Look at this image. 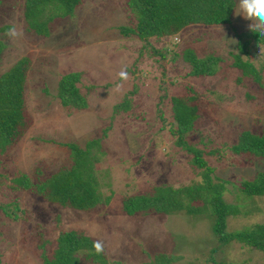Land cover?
I'll use <instances>...</instances> for the list:
<instances>
[{
	"label": "rangeland",
	"instance_id": "rangeland-1",
	"mask_svg": "<svg viewBox=\"0 0 264 264\" xmlns=\"http://www.w3.org/2000/svg\"><path fill=\"white\" fill-rule=\"evenodd\" d=\"M23 1L1 0L0 3V24L12 25L17 31L15 39L2 37L7 49L0 58V77L21 58L31 57L25 98L27 112L35 119L31 118L35 125L25 130L10 153L2 155L0 152V264H41L38 240L34 239L31 247L27 244L26 249L22 247L24 233L34 237L40 231L49 234L45 239L56 240L60 232L75 231L99 241L107 264H240L249 261L252 253L241 254L238 245L213 254L217 242L205 218L188 217L183 213L132 218L123 214L122 201L125 197L148 193L158 179L177 189L196 181L185 156L170 141L167 131L157 130L159 126L169 128L167 101L170 97H180L185 90L192 89L204 95V100L216 109L219 124L211 125L220 130L219 134L208 132L210 128L203 131L208 125L203 121L189 137L195 145L202 134L208 135L209 140L214 139L212 145H232L237 128L264 131V96L250 92L253 99L246 100L244 82L236 85L239 73L231 68L235 56L249 61L255 68L263 61L261 49L256 51L249 47L246 57L237 48L236 36L248 31L252 21L237 15V5L231 26H191L182 36L153 38L145 44L134 36L119 35L118 28L132 27L136 21L135 13L126 7V0H80L73 15L57 22L54 35L44 38L27 34L25 23L21 22ZM7 15H12V19L3 21ZM150 46L157 51L165 50V59L155 62ZM177 48L193 49L201 58L211 54L221 61L213 75L194 77L188 66L175 60ZM178 54L179 61H185L183 51ZM75 71L83 74L80 85L86 94L87 108L67 113L57 99V82L65 73ZM253 86L257 87L254 83ZM123 102L130 105L119 108ZM158 103L159 109L165 112L167 122L163 124L156 115ZM207 113L209 110L202 117L208 121ZM27 119L30 125V117ZM71 141L81 147L87 142L99 141V146L93 150L99 163L96 169L103 182L110 185L113 195L109 205L98 209L96 215L50 207L30 191L11 190L17 173L23 172L32 178L37 168L56 172L66 158L64 149L58 145ZM244 160L230 154L224 159H208L224 184L252 180L264 171V162ZM225 189V203L235 205L232 187L225 185ZM15 203L26 211L29 221L24 222L19 212L20 221L8 224L3 208L9 206L11 210ZM258 221L264 223V213ZM253 222L245 218L230 221L227 231ZM37 226L41 229H36ZM54 249L55 246L48 248V252ZM157 253L175 254V260L154 263ZM210 254L212 263L207 260Z\"/></svg>",
	"mask_w": 264,
	"mask_h": 264
},
{
	"label": "trees",
	"instance_id": "trees-1",
	"mask_svg": "<svg viewBox=\"0 0 264 264\" xmlns=\"http://www.w3.org/2000/svg\"><path fill=\"white\" fill-rule=\"evenodd\" d=\"M236 3L237 0H126V7L135 13L136 21L132 27L118 28L119 35L124 38L134 36L142 43L148 44L153 38L159 40L176 35L182 36L191 26H231L233 14L237 8ZM79 4L80 0H24L21 5L23 12L21 22L25 23L28 35L33 33L39 37L50 38L54 35L55 24L72 16ZM11 16L7 15L2 20L12 19ZM1 24L0 58L7 49L2 37L6 38L8 36L6 33L13 28L12 25ZM236 37L239 42L237 48L240 54L246 57L249 56V47H254L258 51L260 45L264 46V36L250 29ZM244 38L247 40L243 41ZM180 50L185 54V61L181 59L179 61L178 51ZM150 52L155 62L162 61L166 57V51L163 49L157 51L151 47ZM174 55H177L176 61L188 66L190 75L194 77L213 75L215 67L221 61V58L211 54L201 58L189 48L178 49ZM31 67V57L25 56L0 77V152L2 155L10 153L25 132L35 125L33 124L35 119L27 112V98H25L27 77ZM231 68L239 73L236 85L240 86L244 82V88L247 90L246 100L253 99L250 92L262 93L264 96V56L259 68L235 56ZM82 78L83 74L75 71L65 73L57 82V99L61 109L67 113L87 108L86 94L83 93L80 85ZM253 83L257 86L256 88ZM185 92L180 97L168 98L169 128L159 126L157 130L167 131L170 141L185 156L196 181H190L187 186L177 189L158 179L148 193L125 197L122 201V212L125 216L132 218L139 215L147 217L175 213H183L188 217L200 216L208 220L210 230L215 236L217 245L212 249L213 254L230 245H238L241 254L244 251L252 253L249 261L240 264L264 262V223L258 221L264 213V171L257 173L252 180L243 179L238 183L224 184L208 161L212 157L224 159L226 154H230L244 157L247 163L264 162V131L258 132L255 128H237L232 136V145H225V143L212 145L214 139L209 140L206 137L208 135L202 134L200 141L195 145L189 141V137L201 125L200 123L205 121L204 125L208 124L203 131L210 128L208 132L216 131L219 134L220 130L211 125L219 124V120L216 117V109L204 100V95L192 89H187ZM129 105L130 103L123 102L118 107L126 108ZM157 108V118L162 119L160 124L167 122L165 112L159 109L160 103L157 104ZM208 110L207 117L210 120L207 121L202 116L206 115L204 113ZM28 117L34 120L29 121L30 125L27 123ZM58 146L64 149L66 158L60 162L61 166L56 172L50 173L37 168L32 178L26 173H17L11 190L30 191L50 207L96 215L98 209L109 205L113 195L110 185L103 182L99 170L96 169L99 163L93 150L99 146V141L87 142L84 147L72 141ZM225 185L232 187L235 205L225 203L223 199L226 194ZM103 189L107 192H103ZM8 207L3 208L8 224L20 221V217L17 216L19 212L24 222L29 221L26 211L20 209L16 203L11 210ZM244 218L254 222L239 229L232 227L231 231H227L228 222ZM36 229H41V226H37ZM57 229L54 231L56 232ZM48 235L42 231L34 237L24 233L23 250L26 249V244L30 247L34 245V239H36L38 240L37 249L41 252L39 254L41 264H107L104 259L105 251L99 254L96 252L94 244L97 241L94 239L75 231L60 232L56 240L45 239L44 236L48 237ZM4 237L8 241L11 240L6 235ZM53 246L55 249L48 252V248ZM174 256L175 254L157 253L154 263L155 261L172 262L175 260ZM210 256L207 260L212 263L213 255L210 254Z\"/></svg>",
	"mask_w": 264,
	"mask_h": 264
},
{
	"label": "clouds",
	"instance_id": "clouds-1",
	"mask_svg": "<svg viewBox=\"0 0 264 264\" xmlns=\"http://www.w3.org/2000/svg\"><path fill=\"white\" fill-rule=\"evenodd\" d=\"M237 5L239 9L238 13L236 12L237 15H242L246 20L252 21L248 26L249 29L264 36V0H237ZM6 35L15 39L17 37L15 27L9 29ZM260 49L261 57L264 56V46L260 45ZM94 247L98 254L103 252V246L99 241L94 244Z\"/></svg>",
	"mask_w": 264,
	"mask_h": 264
}]
</instances>
